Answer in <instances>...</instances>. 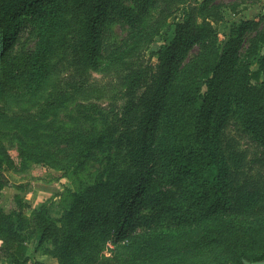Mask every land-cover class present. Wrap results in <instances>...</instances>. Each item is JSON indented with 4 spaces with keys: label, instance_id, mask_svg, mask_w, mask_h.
I'll list each match as a JSON object with an SVG mask.
<instances>
[{
    "label": "trees",
    "instance_id": "16d2710c",
    "mask_svg": "<svg viewBox=\"0 0 264 264\" xmlns=\"http://www.w3.org/2000/svg\"><path fill=\"white\" fill-rule=\"evenodd\" d=\"M222 20L217 0H0V170L13 147L73 186L58 220L48 202L0 206L14 264H39L31 242L57 264L264 261V173L228 133L264 152V27L232 21L220 43Z\"/></svg>",
    "mask_w": 264,
    "mask_h": 264
},
{
    "label": "rangeland",
    "instance_id": "374dc122",
    "mask_svg": "<svg viewBox=\"0 0 264 264\" xmlns=\"http://www.w3.org/2000/svg\"><path fill=\"white\" fill-rule=\"evenodd\" d=\"M201 0H189L192 5H196ZM221 10L223 20L213 23V27L218 33L220 43L225 42L229 33V27L232 21L239 19H262V27H264V0H217ZM179 8V7H178ZM174 8L173 15L169 22L177 19L178 11ZM156 17V13H154ZM126 31L120 27L115 26L112 28L108 37L106 38L107 44L117 45L124 39ZM22 38V41H24ZM161 44V39H157L151 46L153 51H156ZM31 42L28 47H31ZM155 64V60H153ZM96 81L108 83L113 80L112 75H105L94 73L92 75ZM103 107L105 103H101ZM59 125L68 130L78 129L83 127V120L77 114V108L72 107L66 113H63L59 119ZM228 133L230 136L235 137L239 143L242 151L248 155L249 166L252 171H259L264 173V152L255 148L250 141L243 136L233 127H229ZM10 147V146H8ZM9 155L13 160L11 167H3L0 170V179L3 182V189L0 192V206L6 210H11L14 205V197L19 196L23 201L32 209H37L45 203H50V212L54 219L58 220L64 209V199L66 190L73 189L72 180L68 175L63 172L52 169L51 167L31 164L29 167L22 169L18 160V153L16 148H9ZM260 160V161H258ZM100 169L99 164H92L89 168L91 174H95ZM36 247L35 242L28 245L27 255L36 260L39 264H57L56 260L42 255L41 252L34 253ZM112 245L108 244L104 250L103 255L110 256ZM0 264H14L9 254H4L0 251ZM32 264V261L29 262Z\"/></svg>",
    "mask_w": 264,
    "mask_h": 264
},
{
    "label": "water",
    "instance_id": "95a60500",
    "mask_svg": "<svg viewBox=\"0 0 264 264\" xmlns=\"http://www.w3.org/2000/svg\"><path fill=\"white\" fill-rule=\"evenodd\" d=\"M243 264H264V261H258V262H253V263L243 261Z\"/></svg>",
    "mask_w": 264,
    "mask_h": 264
}]
</instances>
